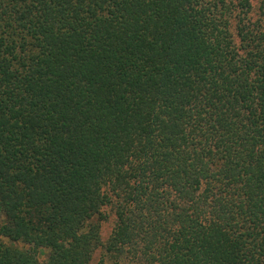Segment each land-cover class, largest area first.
Returning a JSON list of instances; mask_svg holds the SVG:
<instances>
[{"label":"trees","instance_id":"16d2710c","mask_svg":"<svg viewBox=\"0 0 264 264\" xmlns=\"http://www.w3.org/2000/svg\"><path fill=\"white\" fill-rule=\"evenodd\" d=\"M254 1L0 0V264H264Z\"/></svg>","mask_w":264,"mask_h":264},{"label":"rangeland","instance_id":"374dc122","mask_svg":"<svg viewBox=\"0 0 264 264\" xmlns=\"http://www.w3.org/2000/svg\"><path fill=\"white\" fill-rule=\"evenodd\" d=\"M262 1H264V0L254 1V8L256 11L260 8ZM107 215H108V219L102 223V237H103L104 241L108 240V238L110 237V235L114 229V226H115L114 213L109 209V210H107ZM3 218H4L3 213L0 209V220H3ZM101 257H102V250H98L94 254L93 259H92L90 264H100ZM42 259H43V257H42ZM109 264H113V263L111 262Z\"/></svg>","mask_w":264,"mask_h":264}]
</instances>
